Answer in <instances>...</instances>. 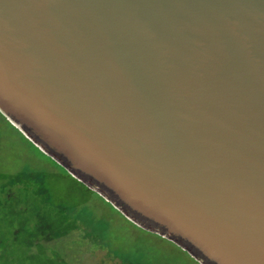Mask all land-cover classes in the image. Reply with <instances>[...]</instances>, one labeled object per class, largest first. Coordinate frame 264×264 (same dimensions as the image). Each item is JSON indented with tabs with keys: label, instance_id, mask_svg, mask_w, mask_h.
<instances>
[{
	"label": "water",
	"instance_id": "95a60500",
	"mask_svg": "<svg viewBox=\"0 0 264 264\" xmlns=\"http://www.w3.org/2000/svg\"><path fill=\"white\" fill-rule=\"evenodd\" d=\"M0 113L197 264H264V0H0Z\"/></svg>",
	"mask_w": 264,
	"mask_h": 264
},
{
	"label": "trees",
	"instance_id": "16d2710c",
	"mask_svg": "<svg viewBox=\"0 0 264 264\" xmlns=\"http://www.w3.org/2000/svg\"><path fill=\"white\" fill-rule=\"evenodd\" d=\"M20 134L33 156L49 161V165L72 177ZM24 171L32 176L39 174V170L32 167ZM78 182L64 183L65 194L84 197L81 202L72 204L53 202L60 194V190L53 191V183H0V264H32L37 250L47 245L60 246L67 251V258H57L61 264H197L180 248L134 224L93 194L84 183ZM97 208L101 210L99 214ZM47 213H51L54 220L61 217V223L54 224L52 218L43 220ZM105 214L117 216L122 222L125 220L122 226L126 239L111 237Z\"/></svg>",
	"mask_w": 264,
	"mask_h": 264
},
{
	"label": "rangeland",
	"instance_id": "374dc122",
	"mask_svg": "<svg viewBox=\"0 0 264 264\" xmlns=\"http://www.w3.org/2000/svg\"><path fill=\"white\" fill-rule=\"evenodd\" d=\"M10 124L11 123L0 113V183H53L51 185L54 189L53 191L60 190V194H63L62 196H60V194L56 195V198L53 201L55 204H59L60 202L68 204L81 202L84 198L83 196L74 195L69 192L65 194L67 187L64 183H79L74 180L75 177L73 178V176L71 177L65 174L59 168L49 165L48 160V162H44L40 158L33 156L28 143L20 134L21 132ZM27 167L39 170L37 171L39 174L34 173V176L30 173L28 174L24 171ZM26 178H30V180L26 181ZM12 179L15 180V182H13ZM100 212L101 210L97 208V213L99 214ZM105 217L109 222L111 237L126 239L124 227L122 226L126 223L125 220L122 222L121 218L117 216L115 218L107 214H105ZM50 218H52L54 224L57 225L62 221L59 216L54 220V216L51 213H47L43 220L50 221ZM67 256V251L62 247L47 245L44 249L37 250L36 258H34L31 263L61 264L57 258H67Z\"/></svg>",
	"mask_w": 264,
	"mask_h": 264
}]
</instances>
